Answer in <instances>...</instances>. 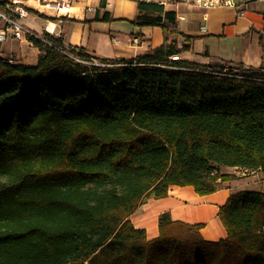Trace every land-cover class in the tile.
I'll return each instance as SVG.
<instances>
[{
  "label": "trees",
  "instance_id": "obj_1",
  "mask_svg": "<svg viewBox=\"0 0 264 264\" xmlns=\"http://www.w3.org/2000/svg\"><path fill=\"white\" fill-rule=\"evenodd\" d=\"M134 1L141 37L178 32L175 10ZM27 38L35 64L0 56V264H264L263 191L229 194L216 240L167 211L152 239L130 219L173 185L216 191L221 166L264 173V69L172 61L166 42L94 65L60 35Z\"/></svg>",
  "mask_w": 264,
  "mask_h": 264
},
{
  "label": "crops",
  "instance_id": "obj_2",
  "mask_svg": "<svg viewBox=\"0 0 264 264\" xmlns=\"http://www.w3.org/2000/svg\"><path fill=\"white\" fill-rule=\"evenodd\" d=\"M41 1L61 0H21L22 8H32L46 16L41 18L25 11L20 17L22 24L39 35L48 23H52L55 35L62 37L65 46L83 47L98 61L136 58L166 42L178 50V60L183 62L264 69V2L247 1L238 8L217 5L203 10L185 0H170L164 8L175 10L178 32L164 33L161 26H153L144 29V34H150L147 40L138 34L139 27L129 23L137 14L134 0H67L70 3L65 12L49 8ZM105 12L115 20L103 19ZM134 36L138 41H132ZM210 40L224 45L221 48H225V55L213 53L208 45ZM25 42L27 46L23 48L31 46L30 52L35 53L36 62L40 52L30 41ZM220 171L233 173L234 177L221 182L216 191L204 195L197 194L189 185H173L166 196L149 198L140 204L130 214L132 223L144 228L147 238L152 239L158 235L159 213L167 211L174 220L202 223L200 233L205 239L225 237V228L217 215L218 207L234 191L257 189L264 192V173L259 172L263 176L261 183L248 186L239 167L221 166Z\"/></svg>",
  "mask_w": 264,
  "mask_h": 264
},
{
  "label": "built area",
  "instance_id": "obj_3",
  "mask_svg": "<svg viewBox=\"0 0 264 264\" xmlns=\"http://www.w3.org/2000/svg\"><path fill=\"white\" fill-rule=\"evenodd\" d=\"M5 2L3 4H0V19L3 20V26H0V43H3L6 41V38L13 37L14 39H22L24 37H28L30 35H36V32L25 24H22V22L19 20V17H21L26 10H23L21 6H19V3H15L14 1L12 2L15 7H12L10 5L9 0H4ZM147 1H154L158 4H161L164 6V4H167L170 2V0H147ZM188 2V4L195 5L199 7L200 9L207 10L210 7L213 6H230L233 8H238L242 6L245 2L247 1H259V2H264V0H185ZM69 1L67 0H61V1H45V6H48L49 8L56 9L57 11L65 12L63 10V6L68 10L69 7ZM53 28L50 30L48 28V25L46 26V31L50 33L53 36L55 35ZM132 41H138V37L134 36L132 38ZM78 59V58H77ZM170 60H178L179 55L177 53H173L169 56ZM79 60V59H78ZM88 63L94 64V65H102L100 63H97V61H86ZM205 71H218L221 73L227 72V67L224 66L222 69H212L210 67H205L203 68ZM242 172L245 173H255L257 170L256 169H243L240 168Z\"/></svg>",
  "mask_w": 264,
  "mask_h": 264
},
{
  "label": "rangeland",
  "instance_id": "obj_4",
  "mask_svg": "<svg viewBox=\"0 0 264 264\" xmlns=\"http://www.w3.org/2000/svg\"><path fill=\"white\" fill-rule=\"evenodd\" d=\"M9 1H11L10 5L12 7L16 6V5H14L12 3L13 0H9ZM41 2L45 4L44 1H41ZM19 4H20L19 6H22L21 3H19ZM23 8L25 9V7H23ZM19 20H20V17H19ZM3 23H4L3 20L0 19V26H3L2 25ZM43 32H47L46 29L43 30L41 34H39V35L37 34L38 37L42 38ZM48 34H50V33H48ZM25 40H28V38L24 37V38L19 40V39H14L13 37L9 38V36H8V38H6V41H4L3 43H0V56H2L5 59L10 60L13 63H23V64H26V65L35 64L36 63L35 62V53L30 52L31 51V46L27 47L25 49L23 48L24 47L23 45L27 46ZM208 43H209L208 45H210L213 53H217L218 55H221V54L225 55V52H226L225 48H221V47H225V46L224 45H220V42H217L215 40H210V41H208ZM24 60H26V61H24ZM86 61H97V63L100 62V61H98V60H96L94 58H90V60H85V61H82V62H86ZM237 69H236L237 72H241V73L249 72V73L254 74V72H259V69L245 68V67H242V66L237 67ZM259 172L260 171L257 170L255 173H245V175H243L241 177L242 178H246V181H248L247 182L248 186H254V185L256 186L259 183H261V181L263 180V176ZM262 186H263V184H262Z\"/></svg>",
  "mask_w": 264,
  "mask_h": 264
},
{
  "label": "bare ground",
  "instance_id": "obj_5",
  "mask_svg": "<svg viewBox=\"0 0 264 264\" xmlns=\"http://www.w3.org/2000/svg\"><path fill=\"white\" fill-rule=\"evenodd\" d=\"M15 3H20L21 2V0H13ZM63 10H65V11H68L66 8H65V6H63ZM52 27H53V24L52 23H48V28L51 30L52 29Z\"/></svg>",
  "mask_w": 264,
  "mask_h": 264
}]
</instances>
